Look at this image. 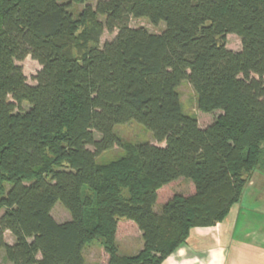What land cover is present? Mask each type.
I'll return each mask as SVG.
<instances>
[{"label": "trees", "instance_id": "trees-1", "mask_svg": "<svg viewBox=\"0 0 264 264\" xmlns=\"http://www.w3.org/2000/svg\"><path fill=\"white\" fill-rule=\"evenodd\" d=\"M85 1L0 0V249L11 264H86L96 243L107 264H162L264 173V0H98L76 12ZM140 17L164 28L130 26ZM104 28L116 33L100 45ZM26 56L40 65L33 84L16 63ZM184 79L200 111L220 110L206 126L181 109ZM128 121L164 145L121 141L113 128ZM115 145L120 157L97 160ZM178 178L194 191L155 209ZM121 220L141 232L134 254L119 253Z\"/></svg>", "mask_w": 264, "mask_h": 264}, {"label": "rangeland", "instance_id": "rangeland-1", "mask_svg": "<svg viewBox=\"0 0 264 264\" xmlns=\"http://www.w3.org/2000/svg\"><path fill=\"white\" fill-rule=\"evenodd\" d=\"M97 1L98 0H86L82 4L76 5L74 10L79 13L86 5L94 7ZM100 19L102 20L103 17L100 16ZM129 24L133 27L143 26L152 32H159L164 28V24L162 22L155 25L150 23L145 17L131 18L129 20ZM115 33L116 31L109 32L104 28L99 39V44L102 45L105 41L111 40L115 36ZM226 45L233 50H239L241 47L239 37L236 34H227ZM16 63L22 67V71L26 76L27 82L30 84L35 83L33 77L40 69L38 62L32 59L30 56H26L24 59L16 61ZM178 93L182 111L188 115L195 116L198 124L202 127L211 123L220 113V110H214L212 112L200 111L197 107L196 94L186 79L181 81L180 85L178 86ZM28 107L29 105L23 102L22 109H27ZM113 130L115 134L121 139V141L126 143L138 144L148 141L158 145H164V143L156 142L152 137L151 132L145 126L135 121L117 124L114 126ZM123 153V148L121 146L115 145L110 150L101 154L97 160L99 162H108L112 159L120 157ZM255 173L264 175L263 172L258 171H255L253 175H255ZM191 186V181L183 178H178L166 185H163L157 190L155 209H159L161 204L170 199L175 193H182L184 195L189 194L191 192ZM2 212L3 209L0 210V215ZM51 214L54 219L59 222L65 221L70 217L69 212L59 202L53 206ZM4 238L7 243H12L14 240L13 236L8 230L4 232ZM115 238L120 254H134L142 247L143 244L141 232L137 228L136 224L131 220H121L118 222ZM83 255L86 264H107L108 255L105 253L102 247L96 243L86 245L83 250ZM0 264H11L6 259L4 251L1 249Z\"/></svg>", "mask_w": 264, "mask_h": 264}, {"label": "crops", "instance_id": "crops-1", "mask_svg": "<svg viewBox=\"0 0 264 264\" xmlns=\"http://www.w3.org/2000/svg\"><path fill=\"white\" fill-rule=\"evenodd\" d=\"M162 264H264V175H252L222 221L191 229Z\"/></svg>", "mask_w": 264, "mask_h": 264}]
</instances>
